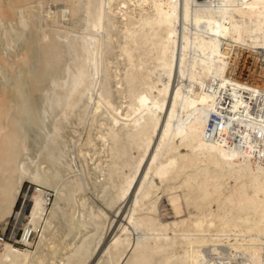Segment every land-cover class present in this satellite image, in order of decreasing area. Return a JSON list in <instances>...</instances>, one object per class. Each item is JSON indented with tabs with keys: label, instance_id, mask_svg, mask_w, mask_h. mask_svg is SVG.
<instances>
[{
	"label": "bare ground",
	"instance_id": "1",
	"mask_svg": "<svg viewBox=\"0 0 264 264\" xmlns=\"http://www.w3.org/2000/svg\"><path fill=\"white\" fill-rule=\"evenodd\" d=\"M24 184L0 264H264V0H0L2 233Z\"/></svg>",
	"mask_w": 264,
	"mask_h": 264
},
{
	"label": "rangeland",
	"instance_id": "2",
	"mask_svg": "<svg viewBox=\"0 0 264 264\" xmlns=\"http://www.w3.org/2000/svg\"><path fill=\"white\" fill-rule=\"evenodd\" d=\"M31 192H32L31 187L27 184H24V186L22 187V191L20 193V196H19L20 199L18 200V202L15 206V211H14L15 213H16V211H20L19 217L16 220H14V212H13L11 219H10V222H9L8 226L6 227V229H4L3 233H2L1 222H0V237H5L6 239H8L10 237L11 243H13L16 247H21V244H15L14 243V241H15L14 239L21 236L24 232L23 227L26 223L25 222L26 221V212L28 210ZM46 193H47V197L49 199L48 202L51 204V201H53V193L51 191H46ZM24 196H25V198H24ZM93 199L95 200V202L97 204L102 205L99 200H97L94 197H93ZM22 205H24V206H22ZM107 212L109 213V218L114 216L112 211H107ZM118 219L123 220V218H119V217H116L114 219V222H113L111 228L109 229V231L107 232V234L105 236V242H107L108 240H110L113 237V234L110 235V232H111L116 220H118ZM115 232H116V229H115ZM115 232L113 231V233H115ZM36 236H37V234H33L30 237V242L32 243L31 244L32 246L34 245V243L36 241ZM30 250H32V248Z\"/></svg>",
	"mask_w": 264,
	"mask_h": 264
},
{
	"label": "built area",
	"instance_id": "3",
	"mask_svg": "<svg viewBox=\"0 0 264 264\" xmlns=\"http://www.w3.org/2000/svg\"><path fill=\"white\" fill-rule=\"evenodd\" d=\"M7 240L5 237H0V241H5Z\"/></svg>",
	"mask_w": 264,
	"mask_h": 264
}]
</instances>
